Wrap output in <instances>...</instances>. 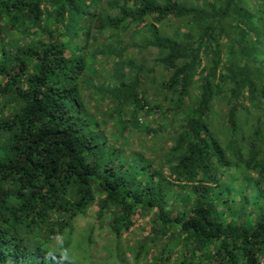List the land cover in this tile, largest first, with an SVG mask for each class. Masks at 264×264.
Returning <instances> with one entry per match:
<instances>
[{
	"label": "trees",
	"instance_id": "1",
	"mask_svg": "<svg viewBox=\"0 0 264 264\" xmlns=\"http://www.w3.org/2000/svg\"><path fill=\"white\" fill-rule=\"evenodd\" d=\"M0 264H264V0H0Z\"/></svg>",
	"mask_w": 264,
	"mask_h": 264
}]
</instances>
